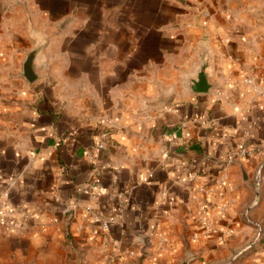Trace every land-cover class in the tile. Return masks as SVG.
I'll return each mask as SVG.
<instances>
[{
	"label": "crops",
	"instance_id": "0c3cea01",
	"mask_svg": "<svg viewBox=\"0 0 264 264\" xmlns=\"http://www.w3.org/2000/svg\"><path fill=\"white\" fill-rule=\"evenodd\" d=\"M0 201V264H264V0H0Z\"/></svg>",
	"mask_w": 264,
	"mask_h": 264
},
{
	"label": "built area",
	"instance_id": "2783aa9c",
	"mask_svg": "<svg viewBox=\"0 0 264 264\" xmlns=\"http://www.w3.org/2000/svg\"><path fill=\"white\" fill-rule=\"evenodd\" d=\"M246 81H251L250 78H246ZM101 140L97 143V147L102 149L104 148V139L107 138V133L102 132L101 133ZM254 152V148L250 149L246 146H241L238 148L235 152L233 157L235 158H242L252 155ZM261 167H259L255 174H254V183L259 185V182L261 180ZM29 216L23 215L20 219H14L12 218V212L9 208H4L2 206V203L0 201V227L11 229V231L17 233V234H23L25 231V228L28 226ZM201 226L208 232H216V227L210 222V220L207 217H203L201 219ZM103 227H106V225H103ZM229 231H226V234H228ZM259 240V236H256L255 242Z\"/></svg>",
	"mask_w": 264,
	"mask_h": 264
},
{
	"label": "water",
	"instance_id": "95a60500",
	"mask_svg": "<svg viewBox=\"0 0 264 264\" xmlns=\"http://www.w3.org/2000/svg\"><path fill=\"white\" fill-rule=\"evenodd\" d=\"M45 42L42 40L39 41L38 45L26 54V59L23 63L21 75L29 82H34L38 75L36 69L38 67L36 62V57L39 55L40 50ZM211 71L209 68V58H206L204 55L200 60V65L196 71L195 78L191 79L189 83V88L192 92L196 93H208L213 88L216 87V84L210 81ZM182 264H187V261H183Z\"/></svg>",
	"mask_w": 264,
	"mask_h": 264
},
{
	"label": "rangeland",
	"instance_id": "374dc122",
	"mask_svg": "<svg viewBox=\"0 0 264 264\" xmlns=\"http://www.w3.org/2000/svg\"><path fill=\"white\" fill-rule=\"evenodd\" d=\"M75 248L76 247H73L72 250H73L74 253L78 254L80 252V250L77 251V249H75ZM70 258L72 259L70 262L69 261L68 262L66 261V263H62V264H78L77 262H74L73 261L74 257H70Z\"/></svg>",
	"mask_w": 264,
	"mask_h": 264
},
{
	"label": "trees",
	"instance_id": "16d2710c",
	"mask_svg": "<svg viewBox=\"0 0 264 264\" xmlns=\"http://www.w3.org/2000/svg\"><path fill=\"white\" fill-rule=\"evenodd\" d=\"M261 239H262V237H261ZM261 239H260V240H261Z\"/></svg>",
	"mask_w": 264,
	"mask_h": 264
}]
</instances>
